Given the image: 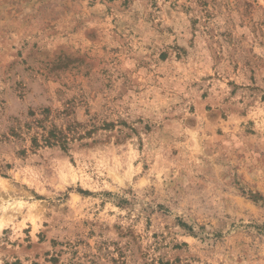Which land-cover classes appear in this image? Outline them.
<instances>
[{
	"label": "rangeland",
	"instance_id": "rangeland-1",
	"mask_svg": "<svg viewBox=\"0 0 264 264\" xmlns=\"http://www.w3.org/2000/svg\"><path fill=\"white\" fill-rule=\"evenodd\" d=\"M0 264H264V0H0Z\"/></svg>",
	"mask_w": 264,
	"mask_h": 264
},
{
	"label": "trees",
	"instance_id": "trees-1",
	"mask_svg": "<svg viewBox=\"0 0 264 264\" xmlns=\"http://www.w3.org/2000/svg\"><path fill=\"white\" fill-rule=\"evenodd\" d=\"M64 148L66 147L65 145H62Z\"/></svg>",
	"mask_w": 264,
	"mask_h": 264
}]
</instances>
